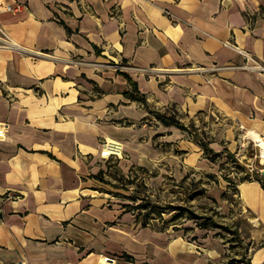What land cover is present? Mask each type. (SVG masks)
I'll return each mask as SVG.
<instances>
[{
  "label": "crops",
  "instance_id": "crops-1",
  "mask_svg": "<svg viewBox=\"0 0 264 264\" xmlns=\"http://www.w3.org/2000/svg\"><path fill=\"white\" fill-rule=\"evenodd\" d=\"M2 2L23 5L0 13L17 46L0 47V264H264L260 169L221 198L226 220L194 211L190 233L142 224L104 191L118 186L111 158L117 176L167 164L178 176L205 161L201 128L216 153L264 134V0ZM123 72L190 131L128 97ZM106 138L123 153L101 157Z\"/></svg>",
  "mask_w": 264,
  "mask_h": 264
},
{
  "label": "rangeland",
  "instance_id": "rangeland-1",
  "mask_svg": "<svg viewBox=\"0 0 264 264\" xmlns=\"http://www.w3.org/2000/svg\"><path fill=\"white\" fill-rule=\"evenodd\" d=\"M208 126L207 129L201 128L197 131L204 141L213 137L208 131L211 125ZM191 127L195 129L193 125ZM242 133L240 131L238 136L236 133L235 138L239 137L244 142L243 145L238 144L231 154L227 153L226 147H222L216 154L208 150L202 154L205 161L192 166L184 174L182 167L177 166V170L179 168L182 173L178 176L174 175L176 170L169 164L160 166L157 172L155 169L146 172L138 166H131L117 176L115 159L111 158V175L116 177V180L111 178L118 186L114 187L107 183L105 184L107 190L104 191L112 195L115 203L126 206L135 214L138 213L139 218L143 219L145 216L143 214H146L149 223L162 230L175 228V225L180 224L184 232L190 233V229L184 226V222L188 220L187 217L191 211L202 213L203 217L211 216L213 217H210L211 220L220 222L226 220V213L220 206L221 198L232 196L236 179L249 178L253 172L249 167L261 169L264 166L258 157V145L252 140L247 141L245 137L242 138ZM223 145L226 146V144ZM177 155L181 157V153ZM259 174L263 177L261 173ZM148 200L150 204L145 208L137 205L140 202H148ZM179 204L185 208L181 207L179 213H175L172 205ZM174 214L177 215L171 219L170 217ZM188 223L192 222L188 221ZM228 236L231 235L228 234ZM226 259L224 264H247L248 260L242 256Z\"/></svg>",
  "mask_w": 264,
  "mask_h": 264
},
{
  "label": "built area",
  "instance_id": "built-area-1",
  "mask_svg": "<svg viewBox=\"0 0 264 264\" xmlns=\"http://www.w3.org/2000/svg\"><path fill=\"white\" fill-rule=\"evenodd\" d=\"M22 5L23 4L21 2H15L14 4H11L8 2H2V0H0V13L2 11H13L14 12L15 10L22 7ZM164 12L169 16L171 15L168 9H164ZM2 46L9 47V48L17 47L15 43H13V41H11V39L6 34L3 25L0 24V47ZM260 68L261 70L264 71V66H261ZM5 127H6V124L0 123V138H2L5 133ZM122 153H123V149H122V144L120 142L112 140V139H108V138H106L104 141L101 142V146H100L101 157L106 158L111 155L119 156ZM260 162L262 165H264V162H262L261 159H260ZM113 260H114L113 257L105 256V257L100 258L97 261V264H112L111 262ZM22 263L18 262L17 264H22Z\"/></svg>",
  "mask_w": 264,
  "mask_h": 264
},
{
  "label": "trees",
  "instance_id": "trees-1",
  "mask_svg": "<svg viewBox=\"0 0 264 264\" xmlns=\"http://www.w3.org/2000/svg\"><path fill=\"white\" fill-rule=\"evenodd\" d=\"M123 73H124V72H123ZM124 74H125L126 77H128V75H127L126 73H124ZM128 79H129V81H130V83H131V89L125 92L126 95H127L128 97H130V98H135V99L141 101V103H142L143 105H145L146 108H148V111H149L150 113H152V114L154 115V117H155L156 119H158L161 123L163 122L164 124H167V125L172 124V125H174V126H178V127L182 128V129H186V130H189V131H190V128H189L188 126L184 125V123L181 122L180 119L177 118L173 112H166V111H161V112H160V111H158V110H155V109H151V108H149V106L146 104L145 95L142 94V93L137 89V87H136V82H135L134 80H131L130 77H128ZM199 141H200L199 143H200V145L203 147L205 153L209 150V151H212L213 154H216V152H214V151L212 150V148H210V147L207 145V142H206V141L204 142V141H202L200 138H199ZM94 176L99 177V173L94 174ZM101 176H102V175H101ZM256 177L259 178V179H261V180H262V184L264 185V178L261 177L260 175H256ZM99 178H100L101 180H104L102 177H99ZM137 205H138V206H141V207H147L148 202H144V203L140 202V203H138ZM144 215H145V216L143 217L142 224H146V222H147V219H146L147 216H146V214H144ZM176 215H177V214H174V215H172L170 218H171V219H174V217H175ZM189 216H190V217H195L196 215H195L194 212H193V213H192V212H189ZM200 224H201V226L206 225V224H205V221H202ZM126 256L129 258V255H126Z\"/></svg>",
  "mask_w": 264,
  "mask_h": 264
},
{
  "label": "bare ground",
  "instance_id": "bare-ground-1",
  "mask_svg": "<svg viewBox=\"0 0 264 264\" xmlns=\"http://www.w3.org/2000/svg\"><path fill=\"white\" fill-rule=\"evenodd\" d=\"M246 138H251V140H254L255 144L258 145V156L261 159L262 162H264V134H260L259 132L252 130V129H247L245 134L243 135ZM234 147V145H232Z\"/></svg>",
  "mask_w": 264,
  "mask_h": 264
},
{
  "label": "water",
  "instance_id": "water-1",
  "mask_svg": "<svg viewBox=\"0 0 264 264\" xmlns=\"http://www.w3.org/2000/svg\"><path fill=\"white\" fill-rule=\"evenodd\" d=\"M261 175L264 177V166L260 169Z\"/></svg>",
  "mask_w": 264,
  "mask_h": 264
}]
</instances>
